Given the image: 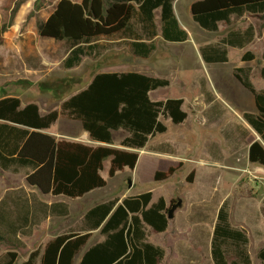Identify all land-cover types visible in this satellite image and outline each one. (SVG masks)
I'll return each instance as SVG.
<instances>
[{
    "label": "trees",
    "instance_id": "trees-1",
    "mask_svg": "<svg viewBox=\"0 0 264 264\" xmlns=\"http://www.w3.org/2000/svg\"><path fill=\"white\" fill-rule=\"evenodd\" d=\"M176 0H60L46 20L37 21L38 35L43 39L64 42L69 54L63 68L73 69L86 56L97 51L102 39L131 40L134 56L148 59L156 50V38L182 43L188 39L175 14ZM21 4H15L5 33L14 24ZM37 6V3H36ZM191 13L198 26L211 33L220 24H231L232 17L250 14L264 19V0H200L192 4ZM256 32L251 26L245 31H230L219 44L207 45L201 54L207 63L228 62V47L242 49L252 43ZM264 60V53H263ZM244 61L254 55L247 53ZM242 75H240V74ZM264 79V68L261 70ZM239 82L254 96L257 113H245L244 120L258 134L248 151L251 164L264 168V90L258 92L248 74L238 70ZM166 79L138 72L96 73L91 82L73 97L63 100L60 111L42 115L35 103L25 106L21 99L0 97V166L28 168L26 182L43 195L63 196L77 200L92 191L105 188L102 176L105 161L110 159L109 177L126 168L134 171L139 151L158 134L167 132L161 117L180 125L188 119L184 100L154 101L151 94L168 87ZM45 88V86H44ZM81 123L92 141L90 146L67 140H57L46 133L60 118ZM124 132L121 148H114V132ZM8 151V152H7ZM9 153V154H6ZM176 169L157 171L155 182L168 180ZM191 180V179H190ZM53 216H68L69 206H50ZM170 208L161 197L153 202V193L114 199L98 204L84 216L79 232L61 234L43 249L29 256L23 264H75L76 257L86 248L92 232L100 231L105 240L82 254L79 264H161L164 248L148 240V230L157 234L169 228ZM7 238L0 232V246ZM250 240L245 230L231 224L228 203L217 215L211 243L214 264H252ZM19 254L8 251L0 264H16ZM264 264V247L258 252Z\"/></svg>",
    "mask_w": 264,
    "mask_h": 264
},
{
    "label": "rangeland",
    "instance_id": "rangeland-1",
    "mask_svg": "<svg viewBox=\"0 0 264 264\" xmlns=\"http://www.w3.org/2000/svg\"><path fill=\"white\" fill-rule=\"evenodd\" d=\"M196 1L178 0L176 5L180 26L191 36L189 43H166L160 37L152 56L141 59L132 54L128 41L119 37L102 39L100 48L86 56L75 72L82 74L81 89L101 72L133 71L166 78L170 85L152 93V99H183L188 119L174 125L161 117L167 132L153 137L147 149L141 150L143 155L134 171L126 168L111 178L108 175L110 159L106 160L102 176L107 180V186L95 190L82 201L68 200V216H53L36 206L34 224L15 235L6 220L15 213L0 212V232L7 238L0 246V261L5 259L8 251H13L20 253L18 264L28 252L37 249L39 241L79 232L84 226L83 215L92 204L86 201H122L126 197L152 192L153 202L163 197L170 209L182 201L174 218L169 220L167 232L157 234L148 230L149 242L166 251L161 264H214L211 255L213 232L218 212L226 202L231 224L245 230L249 237L252 264H261L258 252L264 247V168L251 164L248 159L250 145L260 137L243 118L245 111L252 110L250 107L244 109L245 97L251 100L253 96L236 75L238 68L246 69L255 88L258 91L264 89L261 77L264 19L250 14L233 16L231 24L221 23L218 32L209 33L201 30L192 19L191 6ZM57 2L0 0V97L20 94L25 103L36 102L46 113L60 111L62 99L52 96L60 77L46 76L39 81L28 72L33 68L38 71L64 69L59 63L69 52L68 45L43 39L37 32V21L46 20ZM18 3L21 5L14 24L4 33L11 11ZM159 24L158 19V27ZM251 26L256 30V37L246 49L231 48L226 64L203 65L198 47L219 44L230 31H245ZM247 53L254 55V60L244 62L243 56ZM43 61H47L48 66L43 65ZM123 136V132L116 133L115 139L120 140ZM170 168L176 171L168 180L155 182L157 171ZM23 174L14 180L5 175L10 183L6 186L18 183L21 187H29ZM18 236L27 244L21 243ZM104 239L105 236L97 231L92 234L87 247ZM87 247L77 256L75 264Z\"/></svg>",
    "mask_w": 264,
    "mask_h": 264
},
{
    "label": "crops",
    "instance_id": "crops-1",
    "mask_svg": "<svg viewBox=\"0 0 264 264\" xmlns=\"http://www.w3.org/2000/svg\"><path fill=\"white\" fill-rule=\"evenodd\" d=\"M58 1H60V0H58ZM73 1L80 3L82 0H73ZM198 1H200V0H198ZM177 3H178V0H176V2L174 4V10H175L176 16H178L177 15V11H176ZM191 15H192V13H191ZM158 19H159V15H158ZM192 19H193V15H192ZM194 23L198 26V24L195 21H194ZM183 30L186 31L187 34H188V39L185 42L173 43V42L165 41L163 39V37L161 36L160 27H159V36L156 38V40L161 37L163 39V41L166 42V43H171V44H186V43H189L191 41V36L188 33L189 31L185 30V29H183ZM201 30H203V29H201ZM203 31H205V30H203ZM255 32H256V30H255ZM209 33H211V32H209ZM48 40H50V39H48ZM121 40L122 41H128L129 42V46H130L131 40H129V39H121ZM207 45H212V44H207ZM207 45H204V46H201L200 48L199 47L197 48L199 57H200V59H201V61H202L204 66H210V65H215V64H226V63L229 62V50L232 47H228V62H226V63H207V62H205V60L203 59L202 54H201V49L206 47ZM247 46L242 48V49H239V48H233V49L244 50V49L247 48ZM130 50H131V46H130ZM68 54H69V52L67 53L66 57L68 56ZM244 56H243V58H244ZM66 57L59 63V66L61 64H63V61L66 59ZM243 61H244V59H243ZM244 62H250V61H244ZM42 64L43 65L45 64V66H48L47 65L48 64L47 61H43ZM80 67H81V65L78 66V67H75L73 69H70V70L60 69L61 71H53V69L50 68V67H49L50 69H46L45 71H38L36 68H33L31 71L28 72V74H30L29 76H32L35 80H39V81H42L43 78H45L46 76H57V77H60L58 79L59 80V82H58L59 86L57 87V90L54 93H52L53 94L52 96L54 98H56V99H62V101H63V100H67V99L73 97L74 95H76L78 92L81 91L80 87H81V84H82V74L78 73V75H76V73H75ZM238 70H243L246 74H248V76L250 78V74L246 71V69L238 68ZM129 72H133V71H129ZM142 74H144V73H142ZM240 75H242V74H240ZM157 78L166 79V78H162L160 76L157 77ZM166 80H168V79H166ZM263 90H260V91H263ZM260 91H258V92H260ZM12 97H17V98L21 99L24 106L27 104V103H25L23 101V97L20 94L13 95ZM245 98L247 99V101H245V103H244L245 106L243 105L244 109L246 110V108H248V107H250L252 109L251 111H245V113H257V108H256L254 96L252 97L251 100H249L247 97H245ZM179 99H181V98H179ZM246 99H244V100H246ZM166 100H168V99H166ZM35 104H37L40 107V105L38 103L35 102ZM183 109H184V106H183ZM50 112H48V113H50ZM41 113H42V115L48 114V113L44 112V110H41ZM46 133L52 135L57 140H67V141H71V142L83 143V144L90 145V146L100 145L99 143L94 142V141L91 140L89 134L83 130L82 125H81L80 122L69 120V119H66V118H63V117H60L57 120V122L51 127V129L48 132H46ZM116 133H119V132H114V145H113V147L114 148H121L120 143H121V141L124 139V137L126 135L124 134V136L120 140H116L115 139V134ZM148 146H149V143H148L147 147ZM147 147L145 149H147ZM6 154H9V153H6ZM139 154H140V157H139V160H140V158H141V156L143 154H141V151H139ZM150 160H151V162H153L152 157H150ZM31 171L32 170H30L28 168H17V169H15V167H9L7 169H4V168H2L0 166V172H1V177H0V212H9L10 211L12 213H15V214L11 215L10 217L9 216L6 217V220H7V222H9V224L11 226V229H12V231H13V233L15 235L20 233V230L22 228L29 227V226L31 227L34 224V222H35V214L34 213L36 211V206L37 207H42L45 211H47V213H50V211H51L50 206L55 205V204L68 205V200H72V199H68V198L63 197V196H59V197H55V196H52V195L45 196L39 190H37V189H35V188L31 187V186L26 187L25 185H22V187H21L18 183L14 184V185L11 184L10 187L6 186V184L10 185V183L9 184L7 183L9 179L5 175H10V178H12L14 180V179H16L18 177L17 175H20V174L24 173L23 174L24 175L23 180L27 184L26 177H27V174L30 173ZM93 192L94 191L90 192L89 194H87L84 197H82L80 199H77V200L82 201L85 198L91 196V194ZM86 202L92 203V204H91L90 208L85 212V214L91 208H93L94 206H96L98 204H101V203H104V202H93L92 199H91V202L90 201H86ZM69 210H70V207H69ZM85 214L83 215V219H84ZM50 219H51V217L48 218V220H50ZM95 232H97V231L92 232V234H94ZM59 235H61V234H59ZM59 235H57V236H59ZM57 236H55V237H57ZM18 238L21 241V243L27 244V241H25L22 237L18 236ZM51 240L52 239H49L47 241H43V240L39 241L40 243H38L39 246L37 247V249H32L30 252H28V254H27L28 256L26 258H23L21 261H19L18 264H23L24 262H26L28 260L29 256L31 255V253H33L35 251H38V250L43 251L45 246ZM43 242H44V244H43ZM18 254H19V257H20V253H18ZM81 258H80V260H79V262L77 264L80 263ZM37 264H40V259H39Z\"/></svg>",
    "mask_w": 264,
    "mask_h": 264
},
{
    "label": "water",
    "instance_id": "water-1",
    "mask_svg": "<svg viewBox=\"0 0 264 264\" xmlns=\"http://www.w3.org/2000/svg\"><path fill=\"white\" fill-rule=\"evenodd\" d=\"M259 141H261L260 138H258ZM182 206V201H179L177 204L173 205L172 208L170 209L168 219L171 220L174 218V214L178 208Z\"/></svg>",
    "mask_w": 264,
    "mask_h": 264
}]
</instances>
